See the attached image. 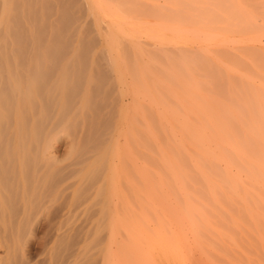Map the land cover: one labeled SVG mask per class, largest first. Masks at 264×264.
Returning <instances> with one entry per match:
<instances>
[{
    "label": "bare ground",
    "instance_id": "bare-ground-1",
    "mask_svg": "<svg viewBox=\"0 0 264 264\" xmlns=\"http://www.w3.org/2000/svg\"><path fill=\"white\" fill-rule=\"evenodd\" d=\"M49 1L39 0L42 22ZM86 1L94 23L106 22L99 38L111 72L131 92V106L121 99L89 165L105 168L103 184L117 203L112 216L133 220L162 205L172 235L264 233V0ZM57 24L42 40L28 24V41L0 51L7 54L0 62L2 225L12 206L11 157L19 168L13 184L23 190L25 165L43 161L61 130L87 122L99 94L97 62L81 52L82 36L69 39ZM19 198L24 219L33 217L27 192ZM24 228L5 227V252Z\"/></svg>",
    "mask_w": 264,
    "mask_h": 264
},
{
    "label": "rangeland",
    "instance_id": "rangeland-1",
    "mask_svg": "<svg viewBox=\"0 0 264 264\" xmlns=\"http://www.w3.org/2000/svg\"><path fill=\"white\" fill-rule=\"evenodd\" d=\"M60 4L67 6L66 13L61 14L67 15L65 18L58 11ZM40 10L39 0H0V51L13 41H28V24L33 25L36 39L42 40L50 36L51 25L58 23L56 26H62L63 36L67 37L69 33L70 39L72 34H80L83 38L81 52L96 60L93 72L100 71L97 76H100V82L99 90L94 94L100 96H94L89 113L85 112L87 122H78L67 132L61 130L50 141L44 155H40L43 161L30 160L25 165L28 182L23 185V190L27 192L33 217L24 219L22 215L19 194L23 190L21 184H13L19 168L14 166L16 156L11 157L12 206L4 225L0 224V240L8 238L6 226L7 231L14 229V233L20 224L27 232L23 231L24 235L12 253L10 250L5 252V246L0 242V255L5 256L2 264H264V233L172 235L162 205L156 211L146 206L148 211L133 220L118 221L112 216L117 203L103 184L105 168L90 169L89 165L96 146L110 137L112 113L117 112L121 102L131 106V92L124 84L128 91L125 94V86L117 84L115 73L111 72L99 38L100 33L106 31V22L99 26L94 23L86 0L51 1L44 23ZM140 40L151 46L146 37L142 36ZM69 52L70 48L65 47L64 54L70 55ZM6 57V53L0 54V62ZM128 77L124 81L127 84L130 83ZM72 100L75 106L77 98ZM5 142L9 145L14 139L8 136ZM40 174L42 178L37 179ZM132 208L136 212L140 210L137 205ZM182 241L185 244H180ZM9 252L17 254V257L12 255L13 261L8 260ZM19 253L22 257L34 254L28 262L27 258H19Z\"/></svg>",
    "mask_w": 264,
    "mask_h": 264
}]
</instances>
